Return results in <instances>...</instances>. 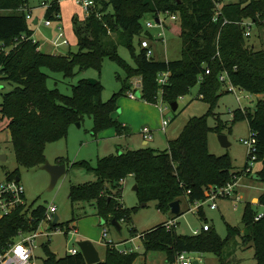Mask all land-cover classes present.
I'll list each match as a JSON object with an SVG mask.
<instances>
[{"label":"trees","instance_id":"obj_1","mask_svg":"<svg viewBox=\"0 0 264 264\" xmlns=\"http://www.w3.org/2000/svg\"><path fill=\"white\" fill-rule=\"evenodd\" d=\"M215 1L94 0L84 19L72 18L77 50L51 54L40 50L38 42L32 39L30 20L21 9L27 0H0V81L12 85L10 90L1 93L0 120H7L16 164L25 168L41 166L46 160V144L64 138L69 124L81 121L85 114L92 117L94 132L108 127H115L118 133L126 132L127 128L112 113L117 108L116 95L131 89L130 80L134 77L140 76L143 82L140 96L146 101H155L157 79L161 73L168 72L161 95L169 104L198 85V97L209 104L211 113L221 94L219 75L225 72L231 86L263 95L253 108L235 109L230 122L247 120L256 138V161L262 164L252 178L264 183V48L245 45V27L240 24L245 20L261 24L264 0H218L221 3L218 15ZM164 12L178 16V25L167 27L181 38L180 59L147 58L146 49L141 47L144 37L152 38L143 18ZM44 18L60 20L59 0L48 2ZM135 38L140 47L137 54L133 45ZM119 45L130 50L133 66L119 56ZM105 58L114 60L125 73L124 77L117 73L121 90L107 100L101 99L103 85L99 79L80 78L71 86V94L47 84L46 69L61 73L63 78H72L78 71L90 67L100 70ZM227 126V122L218 119L211 127L205 114L193 116L164 150L125 149L98 158L94 166L83 161L79 164L93 171L96 179L71 185L69 196L74 201H94L97 215L111 225L112 219L119 224L130 219L135 209L124 208L118 201L127 176L135 179L139 201L155 200L156 207L162 211H169V203L181 196L190 203L204 200L210 187L225 186L252 171L247 170V159L240 171H233L228 154L217 156L209 152L208 132L221 133ZM56 162L62 163V159L57 158ZM17 177L20 181L19 171L15 169L7 172L5 179ZM258 204L264 205V190L258 196ZM45 210V206L39 205L29 212L21 204L1 218L0 246L11 241L19 231L37 229ZM197 213L203 215L201 207ZM256 215L251 203H246L242 214V221L250 226L246 240L252 242L257 264H264V215L255 219ZM68 224L65 223L67 230ZM57 225L63 223L51 224V227ZM227 228L228 235L224 238L211 228L197 234H178L175 225L166 228L164 223L140 235L131 228L130 235L141 238L145 251H164L167 261L174 264L177 254L183 251L221 255L231 236L238 232L235 227L227 225ZM42 246L46 252L43 264H87L81 252L58 257L46 243ZM138 255L135 251L121 252L112 241H105L104 257L95 264H132ZM219 264H223L221 258Z\"/></svg>","mask_w":264,"mask_h":264},{"label":"rangeland","instance_id":"obj_2","mask_svg":"<svg viewBox=\"0 0 264 264\" xmlns=\"http://www.w3.org/2000/svg\"><path fill=\"white\" fill-rule=\"evenodd\" d=\"M41 1L27 0L25 3L26 8L33 7L32 11L35 15H38L40 9L36 5ZM45 1L49 2L51 0ZM225 1L235 2L238 0ZM60 3L62 6L68 5L70 7L68 10L78 6V11L81 14L84 11L86 12L83 6L74 4L72 0H60ZM160 17L166 19L163 35L157 36L162 30L160 26H154L148 29L152 38H143L148 39L152 58L162 61L180 59L182 57L181 38L174 30L167 27V25L172 24L177 26L178 21L173 22L164 14H160ZM68 19L69 17L64 14L62 20L54 21L56 25L63 24L70 40V45H62L57 49L64 53L77 50L73 25L70 26ZM146 22H154V17L145 16L143 18L144 25ZM245 22L249 23L251 21L245 20ZM30 23L32 24V21ZM31 24L34 40H37V38L44 40L46 36L41 37V30L37 28V24ZM43 28L44 26L42 30ZM249 31L250 35L246 36L245 45L252 46L254 49L264 48V21H261V24L251 22ZM52 33L49 39L54 40L56 37L51 38L54 34ZM48 40L46 42H49ZM52 40H50L51 44ZM133 45L134 52L137 54L140 51L137 38L134 39ZM118 54L125 63L131 66L134 65V60L128 48L119 45ZM46 72L49 74L48 86L51 88L57 87L65 94H71V86L76 84L80 78L99 79L103 85L102 100H107L114 93L120 92L122 83L117 79V73L121 77L125 76L123 68L109 58L103 60L100 70L90 67L78 71L72 78H63L61 73L51 72L48 69H46ZM130 83L131 88L136 89L135 98L128 96L130 89L117 94L115 97L117 108L112 113L113 118L120 122L126 121L127 132L118 133L115 127H108L94 132L92 117L85 114L79 121V125L76 122L69 124L64 138L46 144L44 149L45 161L55 164L57 163L56 158H61L66 167L65 173L58 178L52 189H49L50 174L41 166L25 168L16 164L7 120H0V155L6 156L4 160L0 158V182L5 180L7 172L18 169L20 174L19 183L24 190V199L28 211H32L39 205L47 208L53 204L56 207L55 214L58 217V222L63 223V225H57L56 228H53L51 227L52 222L47 220L40 222L38 229L43 233L35 239L36 247L34 248L37 264H43V260L46 258L42 243H46L51 252L58 257H62L68 253L69 248L76 246L77 242L82 239L93 241L102 258L104 257L105 241H112L120 250L132 248L133 251L139 253L132 264H172L167 261L164 251H145L141 238L139 236L132 238L130 235L131 228L136 230L137 235H140L156 225L172 219L175 222V230L178 234H192L194 230L200 229L203 223L208 224L222 238L228 235L227 225L238 229V232L231 236L223 248L221 255L190 252L188 257L191 259L200 258V264H219L220 258L223 264H257L252 242L246 240L250 226L244 224L242 214L246 203H251V209L255 213H264V205L253 203V198L258 197L264 190V183L252 178L254 172L262 166L260 161L253 163L251 174H241L234 182H229L234 183L233 191L228 197H217L214 208L210 206L211 202L209 200H204L201 204L203 213L201 216L196 211V202L190 203L184 196L178 198L181 208L178 215L172 214L170 210L162 211L158 209L155 200H150L142 205L144 202L139 201L136 190L133 188L135 179L131 176H127L124 180L118 201L124 208L135 207V209L131 212L130 219L121 222L120 230H117L108 222L105 223L97 215L94 201H74L70 198L71 185L92 182L96 179L93 171L88 170L79 163L86 161L94 166L98 158L111 153H121L128 148L151 147L158 151L164 150L168 147V140L177 138L189 118L193 116L205 114L206 122L211 127L217 123L218 119L224 123L227 122L228 126L223 128L221 134L226 135L230 144L226 147L222 146L218 140L219 133L209 131L207 134L208 150L217 156L228 154L233 171H240L245 165L247 148L241 140L249 138L251 135L248 122L246 119H240L234 123L230 121L235 109L253 108L256 101L263 96L262 94L256 96L237 87L232 89L229 82L225 80L220 85L219 91L221 94L210 113L209 104L198 97V85H195L188 94L177 99L178 108L173 110L168 102L162 100L160 86H158L155 101H146L140 96L139 92L143 86L141 77L132 78ZM136 83L137 86H135ZM11 88L12 85L0 81V102L2 100L1 93ZM237 96L240 97L239 100H237ZM162 118L169 120V127L165 131L159 128ZM144 126L152 132V139L147 144H143V137L140 133ZM66 222L69 223L68 230L65 225ZM73 229L76 230V233H72ZM103 230L107 234L104 239L102 237Z\"/></svg>","mask_w":264,"mask_h":264},{"label":"built area","instance_id":"obj_3","mask_svg":"<svg viewBox=\"0 0 264 264\" xmlns=\"http://www.w3.org/2000/svg\"><path fill=\"white\" fill-rule=\"evenodd\" d=\"M76 2L83 6V8L87 11L88 8H90L94 4V0H76ZM216 15L220 13V1L216 0ZM41 6L45 7L48 5V2L45 0L41 1ZM21 9L25 10L26 18L30 19L29 9L26 8V5L22 7ZM160 14H164L167 18H169L173 22H177L178 16L174 13H159L156 17H154V22H146L145 27L147 29L153 28L154 26H160L161 32L157 34V36L163 35V29L166 26L165 18H161ZM44 24L50 25L51 21L49 19L44 18ZM242 26L245 27V36L250 35L249 27L250 23L242 22L240 23ZM33 39V38H32ZM34 40V39H33ZM68 40L64 35V32L62 28H58V34L56 40L52 41V44L54 47H58L63 44H67ZM141 47L146 49V57L150 58L152 57V51L150 50V45L148 42V39H142L141 40ZM205 73L208 74L209 70L208 68L205 70ZM169 76L168 72H163L159 75L157 81L159 86L162 88V86L166 83L167 78ZM227 76L226 73H221L219 75V80L222 82H225ZM138 84L136 83L135 86ZM229 86L233 89L234 87L229 84ZM138 88V87H137ZM161 88H159L160 91ZM136 89L131 88L128 91V96L131 98H135L136 96ZM240 97L237 96V100H239ZM169 120L162 118L161 120V127L164 129ZM141 133L143 134V137L147 140H150L152 138L151 130L144 126L141 129ZM250 137L246 139H242V143L247 148V170L251 169L253 166V163L256 161V138L252 132H250ZM124 183V181H123ZM234 183H227L224 187H210L206 190V196L204 200H209L211 202L210 206L214 208L216 206L215 199L219 196L228 197L230 196V193L233 191ZM204 200H198L196 202V211L198 208H200L202 205V202ZM25 205V199H24V190L22 185L19 183L18 180L12 178V179H5L4 181L0 182V219L8 215L12 212L16 207L19 205ZM56 212L55 205L51 204L49 205L43 215L42 220H47L48 222H52L54 218V214ZM29 214V213H28ZM264 213L257 214L255 219H258L262 217ZM41 220V221H42ZM166 228H170L175 225L174 220H169L164 223ZM39 228V226H38ZM30 230V231H19L16 236L11 241H8L6 244L0 246V264H37L36 256L34 255V248L36 247L35 239L43 232L39 231V229ZM210 227L208 224L203 223L200 229L194 230L193 234H197L202 230H208ZM76 230L73 229L72 233ZM106 231L103 230L102 237L103 239L106 237ZM116 246V245H115ZM132 251V248L130 250H126L125 252ZM68 254H76L77 252H80L79 247L73 246L68 249ZM189 252H180L177 254L176 257V264H192V261L194 259H191L188 257ZM199 264L201 263V259L197 258Z\"/></svg>","mask_w":264,"mask_h":264},{"label":"water","instance_id":"obj_4","mask_svg":"<svg viewBox=\"0 0 264 264\" xmlns=\"http://www.w3.org/2000/svg\"><path fill=\"white\" fill-rule=\"evenodd\" d=\"M36 19L34 20V22L36 23ZM91 81H95V79H90ZM171 108L173 110H175L177 108V101H174L170 104ZM77 125H79V122H76ZM218 140L220 142V144L224 147L228 146L230 143L227 141V137L226 135H223L221 133L218 134ZM0 158L2 160H4L6 158L5 155H0ZM41 168L46 170L51 177L50 180V185H49V189H52L55 185V183L57 182L58 178L61 177L65 171H66V167L64 163H55V164H51L47 161H45L42 165ZM19 178L17 177L16 180H18ZM133 188L136 190L137 189V185L135 184L133 186ZM146 203L144 202L142 205H145ZM169 210L172 214L174 215H178L180 214V202L179 200H174L172 202L169 203ZM58 223V217L56 214H54V218L52 220V224H57ZM112 225L117 229L120 230L121 226L120 224L117 222V220L112 219L111 220ZM77 246L80 249L81 254L84 257V260L87 264H95L97 262H99L101 260L100 258V254L99 251L97 250L96 246L94 245L93 241H91L90 239H82L79 240L77 242ZM192 264H199L197 259H194L192 261Z\"/></svg>","mask_w":264,"mask_h":264},{"label":"crops","instance_id":"obj_5","mask_svg":"<svg viewBox=\"0 0 264 264\" xmlns=\"http://www.w3.org/2000/svg\"><path fill=\"white\" fill-rule=\"evenodd\" d=\"M72 1H74V4H76V5H79L77 2H76V0H72ZM41 4V2L38 4V5H36V7H38L40 10H39V14L38 15H35L34 14V11H32L33 9V7H28L27 9H29V14H30V21H32V24L34 25V24H37V28H39L40 30H41V37H43V36H46V37H44L45 39L44 40H40V38H37V42H38V44H39V49L40 50H42V51H44V52H47V53H51V54H63L64 52L63 51H61V50H57L58 48H60L62 45H60V46H58V47H54L53 46V44H51V42H50V40H52V39H49V37H50V34H51V32H53L52 34H53V37H51V38H54V37H56L57 38V34H58V28L60 27V28H62V30H63V32H64V35H65V37L67 38V40H68V45H70V40H69V37H68V35H67V33H66V30H64V26H63V24H55L54 23V21H52L51 22V24L50 25H46V24H44V13H45V7H43V6H41L40 5ZM75 5V6H76ZM59 7H60V19L62 20L63 19V16H64V14H66L68 17H69V19H68V21L70 22V26H72V18H73V16L74 17H77L79 20H82V19H84V17L86 16V12L84 11V13H80L78 10V6L76 7V8H71L70 10H68V8H70L68 5H66V6H62L61 5V3H60V0H59ZM43 8V9H42ZM67 10V11H66ZM83 11V10H82ZM78 12V13H77ZM37 20L36 21V23L34 22V20ZM44 26V28H43V30H42V27ZM32 38L34 39V35H33V33H32ZM56 38L54 39V40H56ZM49 39V40H48ZM49 41V42H46V41ZM54 40H52V41H54ZM76 40V42H77V39H75ZM67 44H63V45H67ZM64 54H66V53H64ZM256 96H261V95H256ZM263 96H261L260 98H262ZM177 106H178V104H177ZM119 121V120H118ZM125 122L126 121H124V122H122L121 121V123H122V125L123 126H125V128H127V126L125 125ZM169 123V122H168ZM168 124H167V126L164 128V129H162V127H161V124H160V126H159V128L160 129H162L163 131H165L166 129H168ZM128 129V128H127ZM125 132V131H124ZM127 132V131H126ZM140 133H141V130H140ZM152 133V132H151ZM141 135H142V137H143V134L141 133ZM152 139V138H151ZM143 144H147L148 143V141L149 140H147V139H145L144 137H143ZM169 141V140H168ZM129 149V148H128ZM112 154V153H111ZM57 159V158H56ZM126 179V178H125ZM253 203H256V204H258V197H255V198H253ZM180 210H181V208H180ZM131 241V240H130ZM116 245V244H115ZM116 248H117V246H116ZM118 249V248H117ZM131 249V248H130ZM130 249H123V250H120V249H118L119 251H121V252H125L126 250H130ZM133 251V250H132ZM128 252V251H127ZM100 254V253H99ZM100 258L102 259V257L100 256ZM136 260V259H135Z\"/></svg>","mask_w":264,"mask_h":264}]
</instances>
